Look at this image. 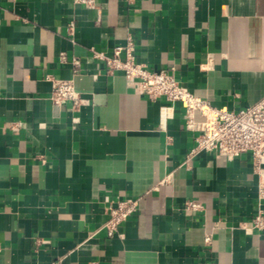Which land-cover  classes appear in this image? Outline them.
Here are the masks:
<instances>
[{"label":"crops","instance_id":"obj_1","mask_svg":"<svg viewBox=\"0 0 264 264\" xmlns=\"http://www.w3.org/2000/svg\"><path fill=\"white\" fill-rule=\"evenodd\" d=\"M128 33L139 62L213 106L264 96V0H0V264H264V229L241 227L264 211L250 158L188 157L183 108L164 117L91 56ZM74 56L82 101L54 107L47 76L71 77ZM125 197L138 209L108 237Z\"/></svg>","mask_w":264,"mask_h":264},{"label":"built area","instance_id":"obj_2","mask_svg":"<svg viewBox=\"0 0 264 264\" xmlns=\"http://www.w3.org/2000/svg\"><path fill=\"white\" fill-rule=\"evenodd\" d=\"M75 4L95 8L99 0H72ZM69 34L73 35L74 23L67 24ZM91 56L101 64L105 72H121L133 90L146 95L151 101L163 99L160 114L172 116L170 110L175 105L183 108L186 129L194 132V145L188 157L207 152L233 160L239 156L250 158L253 170L257 174L258 199L264 197V96L247 106L231 110L211 105L175 76L172 68L155 70L136 59L135 38L128 33L124 44L115 45L112 53L89 48ZM61 62H67L64 52L59 54ZM72 76L61 78L47 76L51 83L49 99L54 107L68 102L72 108L80 105L82 98L75 88L73 76L81 69L79 58L70 59ZM139 197H125L112 201L106 208L108 218L104 227L108 237L117 233L118 226L133 214L139 205ZM184 209L197 212L202 209L199 201H184ZM243 228L264 229V211L258 208L250 222H242ZM211 240V233L204 235V243ZM91 264H97L92 262Z\"/></svg>","mask_w":264,"mask_h":264}]
</instances>
